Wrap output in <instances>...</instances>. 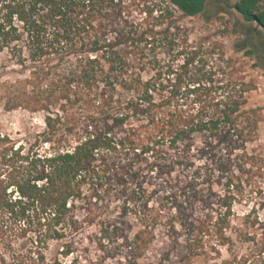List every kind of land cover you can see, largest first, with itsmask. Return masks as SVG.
I'll return each mask as SVG.
<instances>
[{
	"label": "trees",
	"instance_id": "1",
	"mask_svg": "<svg viewBox=\"0 0 264 264\" xmlns=\"http://www.w3.org/2000/svg\"><path fill=\"white\" fill-rule=\"evenodd\" d=\"M206 3L0 0V110L45 126L0 131V264L264 263L234 208L264 177L253 51L191 39Z\"/></svg>",
	"mask_w": 264,
	"mask_h": 264
},
{
	"label": "rangeland",
	"instance_id": "2",
	"mask_svg": "<svg viewBox=\"0 0 264 264\" xmlns=\"http://www.w3.org/2000/svg\"><path fill=\"white\" fill-rule=\"evenodd\" d=\"M236 0H207L204 12L199 18L187 19L194 28L192 40L200 38L204 33L217 35L228 53L234 54L239 49L253 51L252 58H243L246 70L256 83V89L248 96V107L261 110L260 140L256 153L264 157V29L253 21L245 22L233 8ZM258 11H264V0H258ZM224 33L220 36L219 33ZM241 57V54L238 55ZM257 65L251 68V65ZM45 130L41 113L24 111L4 112L0 110V131L8 134L17 142L26 143L34 138L42 139ZM44 149H46L44 147ZM264 173V171L262 172ZM154 201L159 200L153 196ZM155 205L154 202L151 203ZM235 212L242 217L246 235L253 240L248 247L264 242V177H249L243 186L240 198L236 199ZM264 264V263H263Z\"/></svg>",
	"mask_w": 264,
	"mask_h": 264
},
{
	"label": "water",
	"instance_id": "3",
	"mask_svg": "<svg viewBox=\"0 0 264 264\" xmlns=\"http://www.w3.org/2000/svg\"><path fill=\"white\" fill-rule=\"evenodd\" d=\"M253 19L255 20L256 23L259 24V26H260L261 28L264 29V23H263V22H261V21H260L255 15H253Z\"/></svg>",
	"mask_w": 264,
	"mask_h": 264
},
{
	"label": "flooded vegetation",
	"instance_id": "4",
	"mask_svg": "<svg viewBox=\"0 0 264 264\" xmlns=\"http://www.w3.org/2000/svg\"><path fill=\"white\" fill-rule=\"evenodd\" d=\"M256 23V22H255ZM258 24V23H257ZM258 26H259V24H258Z\"/></svg>",
	"mask_w": 264,
	"mask_h": 264
}]
</instances>
